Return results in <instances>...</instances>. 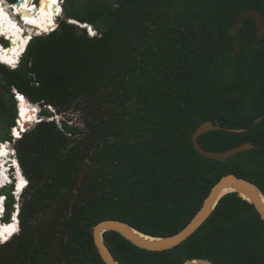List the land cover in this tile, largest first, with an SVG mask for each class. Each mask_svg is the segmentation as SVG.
Wrapping results in <instances>:
<instances>
[{"label": "trees", "instance_id": "obj_1", "mask_svg": "<svg viewBox=\"0 0 264 264\" xmlns=\"http://www.w3.org/2000/svg\"><path fill=\"white\" fill-rule=\"evenodd\" d=\"M247 8L264 16V0H62L56 28L33 36L15 68L0 63V139L10 138L15 117L33 124L37 104L80 111L82 123L14 126L28 183L0 264H104L92 239L97 222L174 234L228 173L264 194V33L254 17L231 29ZM12 89L33 103L24 97L16 113ZM207 120L221 128L198 137L204 149L253 147L223 160L201 155L191 135ZM11 188L1 191L7 222ZM103 238L120 264H264V220L236 193L171 249H143L115 231Z\"/></svg>", "mask_w": 264, "mask_h": 264}, {"label": "water", "instance_id": "obj_2", "mask_svg": "<svg viewBox=\"0 0 264 264\" xmlns=\"http://www.w3.org/2000/svg\"><path fill=\"white\" fill-rule=\"evenodd\" d=\"M13 2L15 4H19L22 2V0H14ZM247 17H254L256 19L259 34L263 35L264 16L256 8H247L241 13H239V15L235 18L231 29H236L240 25V22L246 19ZM75 24L82 27L78 23ZM8 43H10V41H8ZM15 91V89H12V92ZM31 126V124H27L25 129H29ZM220 128L221 127L212 123L209 120L199 124L191 135V143L194 149L203 156L210 157L216 160H223L238 152L245 151L253 147V144H251L250 142H244L225 151H211L206 150L200 146L198 142V137L202 133ZM81 180L82 173H80L78 183L75 185V187L79 184ZM74 191L75 193H77L76 189ZM227 193H236L240 198L251 203L259 214L260 218L264 220V194L261 192V190L250 180L238 177L233 173H228L222 175L211 186L208 194L202 201V204L199 209L189 220V222L178 232L167 236H154L141 232L124 221L113 218H107L97 222L93 226V243L104 264H120L114 258L104 241L103 234L107 231H115L134 245L143 249L152 251H162L171 249L186 240L190 235H192L209 217L219 200ZM17 225L19 228V221ZM182 264H213V262L205 258H192L185 260Z\"/></svg>", "mask_w": 264, "mask_h": 264}, {"label": "bare ground", "instance_id": "obj_3", "mask_svg": "<svg viewBox=\"0 0 264 264\" xmlns=\"http://www.w3.org/2000/svg\"><path fill=\"white\" fill-rule=\"evenodd\" d=\"M25 2L27 1L22 0L19 4H15L14 2L9 4L4 0H0V35H5L10 41L6 46H2L0 42V61L9 66H13V64L15 65L16 61H18L20 54L26 48L28 38L33 33L47 32L49 27L53 26L54 15L61 10L59 0H55L54 4L51 0H44V2L39 0L37 4L35 3L37 5L36 7H38L36 10L26 5ZM56 9H59V11H56ZM70 22L78 23L73 19H70ZM79 25L88 28L86 23H81ZM90 29L92 30V28ZM17 97L19 98V103L21 100L20 97L24 98L21 95H17ZM17 106L19 108V104ZM35 119H38V117ZM16 125L21 131L25 128L19 124L18 119ZM16 134L17 133H15V135ZM12 149L13 146L9 141H2L0 143V184H2L4 178L7 176V170H9L11 166H15V168L20 171V167L18 166L15 157H7ZM13 161L15 163H13ZM13 216L15 217V214ZM17 222V217H15V219L12 217L5 223L0 222V234L9 237L15 231H12V229L7 226L11 225L12 228L17 229Z\"/></svg>", "mask_w": 264, "mask_h": 264}, {"label": "clouds", "instance_id": "obj_4", "mask_svg": "<svg viewBox=\"0 0 264 264\" xmlns=\"http://www.w3.org/2000/svg\"><path fill=\"white\" fill-rule=\"evenodd\" d=\"M9 3H12V2H10L9 1ZM57 17H59V13L57 12ZM69 20V19H68ZM70 22V21H69ZM72 23H76V22H72ZM79 24H81L80 22H78ZM87 24V23H86ZM87 25H89V24H87ZM56 26H57V24L52 28V29H49L47 32H45V33H33L32 34V36H30L29 38H28V40H27V42H29V40L33 37V36H35V35H43V34H46V33H49L50 31H52L54 28H56ZM83 27V26H82ZM83 28H85L86 29V31H87V33H88V30H87V28L86 27H83ZM89 34V33H88ZM90 35V34H89ZM3 37V38H2ZM0 38L2 39V40H5L6 41V44H2V42H1V44H2V46H6L7 44H8V38H6V36L5 35H0ZM26 42V43H27ZM23 53H24V51L20 54V57L18 58V61H16V63H15V65L14 66H9L8 64H4V63H1L2 61H0V63L1 64H3V65H5V66H7L8 68H15L18 64H19V62H20V58L22 57V55H23ZM14 94H16V91L15 92H13V97L15 96ZM21 95H23L22 93H21ZM24 97L26 98V99H28L25 95H24ZM18 100H19V98H17L16 97V99H15V106H16V113H17V111H18V104H19V102H18ZM29 100V99H28ZM30 101V100H29ZM34 104H37V103H34ZM37 106H38V104H37ZM40 107V106H39ZM45 107H46V109L48 110V111H50L51 113H53L52 111L53 110H51L52 108L49 106V105H45ZM16 116H17V114H16ZM52 116H54V115H52ZM16 119H17V117H15V119H14V125L13 126H15L16 125ZM41 120V119H40ZM39 120V121H40ZM50 120H54L55 121V118H52V119H50ZM38 121V122H39ZM34 122V124L35 123H37V122H35V121H33ZM13 126H11L10 127V131H9V136H10V138L9 139H5V140H1V141H7V140H11V137H12V134H11V130H12V127ZM27 130V129H26ZM25 131V130H24ZM24 131H22V132H24ZM20 136H21V134H20ZM18 138H19V136H17ZM17 138V139H18ZM15 142V141H14ZM13 142V143H14ZM13 143H12V146H13ZM11 155H9V156H7L8 158H14L15 157V159H16V162H17V164H18V166H19V163H18V160H17V157H16V151H15V149H14V146H13V149L11 150V153H10ZM6 160V159H5ZM7 172H8V174H7V176L4 178V180H3V182H2V184H0V190L1 189H3V188H8V187H12L11 188V194L13 195V197H14V199H15V203H14V210L11 212V214H10V217H9V220L13 217V215L15 214V217H17L18 216V214H19V207H18V200H19V198H20V195H21V193L23 192V190L25 189V187L27 186V183H28V181H27V179H26V177L22 174V172H21V170H20V172L19 173H17V172H15V166H11L10 168H9V170H7ZM19 177H21L22 179H23V181H25V183H23V185L21 186V187H19V190H18V192H16V186H17V184H18V182L20 181V178ZM6 201H7V193H5V192H0V219L5 223V222H7V221H4L3 220V218H4V215H5V212H6ZM17 215V216H16ZM18 221H20L19 220V216H18ZM1 221V222H2ZM17 224H18V222H17ZM19 224H20V222H19ZM20 228V227H19ZM19 228H18V226H17V229L15 230V232H13L6 240H4V242H6L8 239H10L15 233H17L18 231H19ZM4 242H2V243H4Z\"/></svg>", "mask_w": 264, "mask_h": 264}, {"label": "rangeland", "instance_id": "obj_5", "mask_svg": "<svg viewBox=\"0 0 264 264\" xmlns=\"http://www.w3.org/2000/svg\"><path fill=\"white\" fill-rule=\"evenodd\" d=\"M5 2H7V3H9V0H4ZM27 2H25L26 3V5H28V6H30L32 9H34V10H36V9H38V7H36L37 5V3H38V1L39 0H33V2L30 0H26ZM37 1V2H36ZM41 1V0H40ZM36 3V4H35ZM6 4V3H5ZM61 10H60V12H58L59 13V17H62V15H63V12H62V4H61ZM64 16V15H63ZM59 17H56L57 19H55L54 20V23H53V26L52 27H54V25L55 24H57V22H58V18ZM70 21V20H69ZM51 26L49 27V29L50 28H52ZM94 28V27H93ZM0 42H2V44H6V41L5 40H2L1 38H0ZM21 59V58H20ZM6 97H8L7 95H6ZM12 97H13V94H12ZM14 99V98H13ZM30 102H32V101H30ZM33 103V102H32ZM38 107H39V105H38ZM51 107V106H50ZM16 108V106H15V100H14V109ZM52 108V107H51ZM44 108L43 107H39V112L37 111V116H38V114L39 115H41L40 116V118L41 119H52V118H55V121H56V123L60 126L61 125V120H63V119H65V120H67L70 124H73V125H77V126H79V127H81L82 126V123H81V113H80V111H77V110H74V109H70L69 111H67V113L66 114H64V115H60V114H57L56 112H55V110L52 108L51 110H53L52 112L53 113H51L50 111H48L47 109H46V107H45V109L43 110ZM15 112H16V109H15ZM52 115H54V116H52ZM39 119V118H38ZM34 124V123H33ZM32 123H31V125H33ZM2 139H0V143L2 142L1 141ZM9 155H11V154H9ZM8 156V155H7ZM15 172H17V173H19L20 171H18L16 168H15ZM20 178V181L18 182V184H17V186H16V188H18V189H16V192H18V190H19V187L20 186H22L23 184H21V181H23V179L21 178V177H19ZM18 185H19V187H18ZM5 188H3V189H1L0 190V192L2 191V190H4ZM18 207H19V203H18ZM6 213V212H5ZM2 220L0 219V222H1ZM3 222V221H2ZM8 238V237H7Z\"/></svg>", "mask_w": 264, "mask_h": 264}, {"label": "built area", "instance_id": "obj_6", "mask_svg": "<svg viewBox=\"0 0 264 264\" xmlns=\"http://www.w3.org/2000/svg\"><path fill=\"white\" fill-rule=\"evenodd\" d=\"M33 1V0H32ZM37 2V1H36ZM59 2H60V6H61V4H62V0H59ZM10 4V3H9ZM57 14V13H56ZM54 15V20L55 19H57L56 17H57V15ZM56 25V24H55ZM54 25V26H55ZM53 28V27H52ZM52 28H50V29H52ZM90 28H92V30L90 29ZM87 30H88V33L90 34V35H93V33H95V34H97V31L96 30H94L93 29V27L91 26V25H88V28H87ZM15 97H17V93L15 94ZM18 98V97H17ZM18 102H19V100H18ZM39 108V107H38ZM41 118L39 117V119H35L34 118V120L33 121H35V122H38L39 120H40ZM16 122H17V119H16ZM13 128H14V126L12 127V130H11V134H12V137H11V140H7V141H9L11 144L18 138L16 135H15V133L13 132ZM4 142H6V141H4Z\"/></svg>", "mask_w": 264, "mask_h": 264}, {"label": "snow or ice", "instance_id": "obj_7", "mask_svg": "<svg viewBox=\"0 0 264 264\" xmlns=\"http://www.w3.org/2000/svg\"><path fill=\"white\" fill-rule=\"evenodd\" d=\"M41 2H44V0H41ZM51 2L54 4L55 0H51ZM56 11H59V9H56ZM93 35H95V33H93ZM13 66H14V64H13ZM20 99H23V98L21 97ZM13 163H15V162L13 161ZM23 183H25V181H21V184H23ZM18 187H19V185H18ZM13 219H15L14 216H13ZM7 227L11 228L12 231L16 230L15 228H12L11 225H8ZM6 239H7V236H3L2 234H0V243L4 242V240H6Z\"/></svg>", "mask_w": 264, "mask_h": 264}, {"label": "flooded vegetation", "instance_id": "obj_8", "mask_svg": "<svg viewBox=\"0 0 264 264\" xmlns=\"http://www.w3.org/2000/svg\"><path fill=\"white\" fill-rule=\"evenodd\" d=\"M20 103H21V101H20ZM17 218H18V216H17ZM17 221H18V219H17Z\"/></svg>", "mask_w": 264, "mask_h": 264}, {"label": "crops", "instance_id": "obj_9", "mask_svg": "<svg viewBox=\"0 0 264 264\" xmlns=\"http://www.w3.org/2000/svg\"><path fill=\"white\" fill-rule=\"evenodd\" d=\"M30 1V0H29Z\"/></svg>", "mask_w": 264, "mask_h": 264}]
</instances>
